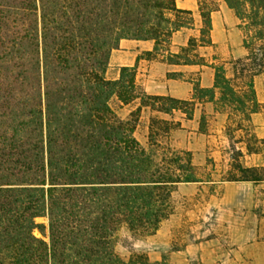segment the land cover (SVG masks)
I'll return each mask as SVG.
<instances>
[{
	"label": "trees",
	"instance_id": "obj_1",
	"mask_svg": "<svg viewBox=\"0 0 264 264\" xmlns=\"http://www.w3.org/2000/svg\"><path fill=\"white\" fill-rule=\"evenodd\" d=\"M224 1L239 20L247 55L217 65L213 87L194 84L188 101L146 94L135 66L122 67L115 80L105 77L120 40H153L154 51L144 55L155 57L161 45L169 50L175 32L193 25L192 11L175 0H0V264H168L144 252L120 256L114 236L122 226L153 235L173 213L177 186L206 180L190 151L159 140L179 122L152 118L148 147L134 132L147 106L191 119L205 97L223 110L249 102L250 113L258 111L264 0ZM198 5L200 37L188 42L194 53L174 55L184 63L204 61L196 49L211 44V13L220 3ZM112 97L123 105L140 102L121 118ZM246 149L257 152L248 142ZM235 152L237 175L229 178L264 181V166L244 167L242 151Z\"/></svg>",
	"mask_w": 264,
	"mask_h": 264
},
{
	"label": "rangeland",
	"instance_id": "obj_2",
	"mask_svg": "<svg viewBox=\"0 0 264 264\" xmlns=\"http://www.w3.org/2000/svg\"><path fill=\"white\" fill-rule=\"evenodd\" d=\"M205 3L209 8L210 1ZM167 48V44L161 45L157 54L175 61L166 53ZM184 49L179 50L181 57L194 53L192 46ZM226 67L231 75V65ZM113 75V70L105 73L109 80H114ZM254 88L259 103L255 113H250L249 102L244 109L224 110L214 103L198 104L191 119L181 111L165 114L149 106L142 109L134 132L136 139L148 147L152 118L179 122L169 137L159 140L174 150L190 151L200 177L206 181L177 186L172 196L173 213L153 235L134 234L126 226L120 227L113 240L120 256L128 258L133 252H144L151 261L166 258L168 264H264V181L229 178L237 175L232 156L238 149L243 153L239 161L244 167L264 166V72L255 78ZM139 102L123 105L112 97L110 106L121 118H128ZM181 106L192 109L190 105ZM238 123L241 130H235ZM246 142L257 152H248ZM36 222L46 225L47 218L39 217ZM34 235L48 241L38 229Z\"/></svg>",
	"mask_w": 264,
	"mask_h": 264
},
{
	"label": "crops",
	"instance_id": "obj_3",
	"mask_svg": "<svg viewBox=\"0 0 264 264\" xmlns=\"http://www.w3.org/2000/svg\"><path fill=\"white\" fill-rule=\"evenodd\" d=\"M217 1L220 3L219 9L211 13V44L198 45L196 49V52L203 57L204 61L201 64L184 63L181 57H175V61L169 62L159 54H157L159 58H147L143 55L154 51L153 40L122 39L118 48L111 51L106 74L113 70L112 79L115 80L119 77L122 67L135 66L136 81L146 94L170 96L180 100L194 99L195 82L202 88H212L217 65L247 55L237 16L224 0ZM175 2L179 9L192 11L194 23L172 35L169 50L166 51L171 57L179 55V50L188 45L190 38L198 40L201 28L198 0H175ZM207 103L212 104V102L197 101L196 105ZM163 224L162 222V226Z\"/></svg>",
	"mask_w": 264,
	"mask_h": 264
}]
</instances>
